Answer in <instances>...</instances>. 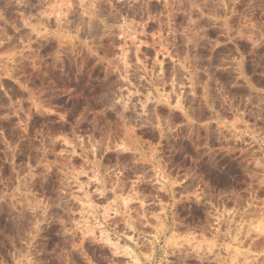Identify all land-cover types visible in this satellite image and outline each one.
<instances>
[{"label":"rangeland","instance_id":"374dc122","mask_svg":"<svg viewBox=\"0 0 264 264\" xmlns=\"http://www.w3.org/2000/svg\"><path fill=\"white\" fill-rule=\"evenodd\" d=\"M9 191L13 264H264V0H0Z\"/></svg>","mask_w":264,"mask_h":264},{"label":"clouds","instance_id":"9594fccd","mask_svg":"<svg viewBox=\"0 0 264 264\" xmlns=\"http://www.w3.org/2000/svg\"><path fill=\"white\" fill-rule=\"evenodd\" d=\"M11 195V198L13 200H18V196L16 194H13L11 193L10 191L9 192H5L4 195L0 196V201H3V199L6 197V196H9ZM58 207V205H56ZM44 221L43 220H40L39 223H43ZM61 223H63V221H61ZM36 228L39 227V224H37L35 226ZM36 234L35 230L34 231H31V232H28L27 233V236L29 238H33ZM0 235H3L2 231H0ZM11 243V242H10ZM2 246V245H0ZM12 247L13 249H15V243H12ZM29 247H31V244L29 243ZM15 259V252L12 253V259H7L5 258L3 255H0V264H13V260Z\"/></svg>","mask_w":264,"mask_h":264}]
</instances>
